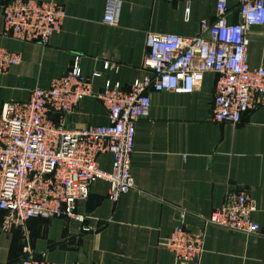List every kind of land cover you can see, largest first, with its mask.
<instances>
[{"label":"crops","instance_id":"crops-1","mask_svg":"<svg viewBox=\"0 0 264 264\" xmlns=\"http://www.w3.org/2000/svg\"><path fill=\"white\" fill-rule=\"evenodd\" d=\"M52 1L63 5L66 17L45 44L6 34L0 12V47L20 56L0 73V110L4 103L26 101L36 87H48L76 56L95 93L105 81L128 89L142 75L147 33L194 36L202 22L216 19V0H119L113 25L102 21L107 0ZM238 6L239 0H227V22L240 20ZM248 39L249 67L264 68V24L250 26ZM105 61L112 67L104 68ZM95 71L100 75L93 77ZM215 82L216 73L207 71L189 93L148 90L149 115L135 123L134 187L114 203L108 182L94 181L88 198L75 203L76 212L87 216V230L68 218L28 219L26 242L37 257L72 264H181L165 239L183 225L204 231L199 264H264V103L237 124L213 121ZM62 120L72 128L109 123L106 107L94 96L83 98ZM111 161L109 152L96 157L105 171ZM228 191L249 196L258 233L204 226L202 218L222 205ZM181 210L187 212L183 219ZM24 244L20 227L0 228V264H17Z\"/></svg>","mask_w":264,"mask_h":264},{"label":"built area","instance_id":"built-area-1","mask_svg":"<svg viewBox=\"0 0 264 264\" xmlns=\"http://www.w3.org/2000/svg\"><path fill=\"white\" fill-rule=\"evenodd\" d=\"M189 1V0H187ZM119 0H107L102 21L115 24ZM188 7L186 10L188 11ZM216 19L202 22L194 36L147 33L142 75L123 89L105 81L97 93L90 77L81 73L78 56L67 71L51 79L46 88L36 87L23 102L4 103L0 110V228L24 231L25 256L17 264H72L45 260L26 242L25 222L32 217L68 218L82 224L86 215L75 210L78 200L89 196L91 184L108 182L107 196L117 202L134 187L130 172L135 123L150 110L148 90L192 92L205 72L216 73L212 120L237 124L247 111L264 103V68L247 62L248 30L264 24V0H239L240 20H226L227 0H216ZM3 30L21 41L47 43L60 30L66 12L52 0H9L0 6ZM20 61L18 53L0 47V73ZM112 67L108 61L104 68ZM95 71L92 76H99ZM87 96L99 99L108 111L109 123L68 126L62 117ZM109 152V171L98 168L96 157ZM254 205L241 191H228L225 201L202 218L215 225L247 234L258 233L251 219ZM187 215L180 211L183 219ZM166 246L181 264H199L204 231L176 226Z\"/></svg>","mask_w":264,"mask_h":264}]
</instances>
